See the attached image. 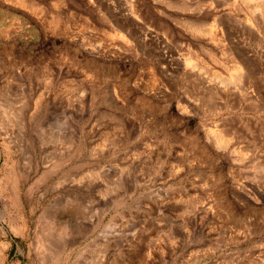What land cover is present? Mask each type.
Listing matches in <instances>:
<instances>
[{"label":"rangeland","instance_id":"rangeland-1","mask_svg":"<svg viewBox=\"0 0 264 264\" xmlns=\"http://www.w3.org/2000/svg\"><path fill=\"white\" fill-rule=\"evenodd\" d=\"M97 260L264 264V0H0V264Z\"/></svg>","mask_w":264,"mask_h":264},{"label":"bare ground","instance_id":"bare-ground-1","mask_svg":"<svg viewBox=\"0 0 264 264\" xmlns=\"http://www.w3.org/2000/svg\"><path fill=\"white\" fill-rule=\"evenodd\" d=\"M244 3H248V1L249 0H242ZM252 8V7H251ZM188 22V24L189 25H192L191 23H190V21H187ZM195 24V23H194ZM194 28H199V29H202L203 28V26L202 25H194ZM190 60V59H189ZM189 60H187L186 61V63L189 65V66H191V67H194L195 66V64L193 63V62H191V61H189ZM233 74V78H234V80H230V79H228L227 77H220L219 78V81H220V83H231V82H233V83H237V82H239V81H242V78H243V75L239 72V70L238 69H235L233 72H232ZM98 261V260H97ZM100 262L101 261H98V262H95L94 264H100Z\"/></svg>","mask_w":264,"mask_h":264}]
</instances>
